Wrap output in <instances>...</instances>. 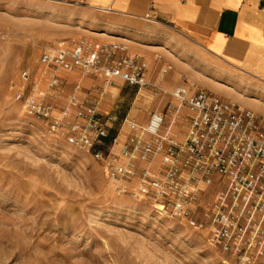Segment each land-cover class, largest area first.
<instances>
[{
	"label": "rangeland",
	"instance_id": "rangeland-1",
	"mask_svg": "<svg viewBox=\"0 0 264 264\" xmlns=\"http://www.w3.org/2000/svg\"><path fill=\"white\" fill-rule=\"evenodd\" d=\"M79 14L46 0H0V264H235L212 243L204 209L195 211L190 224L158 214L149 200L119 193L102 161L52 134L15 94L24 90L26 97L37 83L35 98L54 105L55 116L76 81L82 96L99 97L101 77L78 70L62 72V85L46 89L41 50L79 39L122 44L146 62L147 78L165 91L193 80L263 117L249 104L264 108V85L226 76L215 64L209 70L208 59L175 33L136 34ZM23 70L28 83L19 77ZM100 97V111L113 118L99 147L103 152L114 134L126 135L125 118L143 125L170 101L164 92L155 96L120 82ZM178 131L182 135L184 127Z\"/></svg>",
	"mask_w": 264,
	"mask_h": 264
},
{
	"label": "built area",
	"instance_id": "built-area-1",
	"mask_svg": "<svg viewBox=\"0 0 264 264\" xmlns=\"http://www.w3.org/2000/svg\"><path fill=\"white\" fill-rule=\"evenodd\" d=\"M38 62L45 70L46 89H58L61 73L101 77L99 97L82 96L73 83L64 107L36 99L37 83L29 95L17 91L27 111L46 120L56 137L90 153L104 163L105 174L121 194L149 200L160 215L194 224L202 208L211 229V241L235 264H264V117L187 81L165 91L146 76L147 64L127 53L117 42L89 44L84 39L41 50ZM30 82L27 70L19 73ZM116 82L165 93L163 111H151L142 125L123 121V139L108 137L113 118L100 111V96ZM98 88V87H97ZM96 88V89H97ZM184 127L178 137V130ZM133 184V185H131Z\"/></svg>",
	"mask_w": 264,
	"mask_h": 264
},
{
	"label": "crops",
	"instance_id": "crops-1",
	"mask_svg": "<svg viewBox=\"0 0 264 264\" xmlns=\"http://www.w3.org/2000/svg\"><path fill=\"white\" fill-rule=\"evenodd\" d=\"M46 1L68 4L89 22L136 34L175 33L208 59L209 70L215 64L226 76L264 85V0ZM249 105L264 113L262 106Z\"/></svg>",
	"mask_w": 264,
	"mask_h": 264
}]
</instances>
